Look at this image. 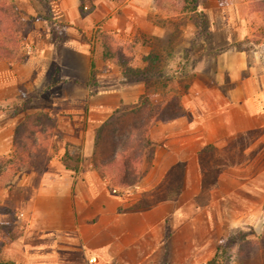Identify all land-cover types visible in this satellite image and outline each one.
I'll use <instances>...</instances> for the list:
<instances>
[{"label": "crops", "instance_id": "obj_1", "mask_svg": "<svg viewBox=\"0 0 264 264\" xmlns=\"http://www.w3.org/2000/svg\"><path fill=\"white\" fill-rule=\"evenodd\" d=\"M198 1L201 9H213L206 0ZM118 3L94 0L95 13L100 17L99 36L90 43L92 48L82 47L81 40L73 42L80 47V54L88 58L93 57L96 44L104 53L106 33L131 43L132 49L146 43V48L142 46L138 54L142 55L139 66L144 68L147 64L143 58L154 52L151 44L171 40L170 27L175 28L176 24L165 16L171 10L159 0ZM80 5L83 6L82 0H59V8L64 10H78ZM154 9L161 16L157 18L159 21L150 17ZM226 54L236 56L238 62L224 65L218 61L216 81L187 83L188 90L182 97L183 114L168 121L143 114L144 127L139 134H144L151 144L149 147L138 151L134 145H128L110 152L105 147L104 153L99 154L93 144L83 149L84 160L77 172L66 169L59 156L49 162L44 172L36 175L33 191L29 183V207L12 223L18 237L7 242L1 260L13 264H206L210 261L218 248L213 244L214 235L229 234L242 220L260 215L264 207V178L258 169L259 158L245 163L225 157L227 152L233 155L249 152L250 148L237 147L236 141L242 137L264 139L261 77L264 65L255 69L248 64L246 51ZM247 71L251 72L250 78L244 76ZM227 82L228 96L221 92ZM142 83L132 96L125 87L109 93L115 100L111 104L112 113L124 103L135 109L143 98L151 95V89H156ZM170 87L183 88L179 81ZM83 88L86 91V83ZM154 101L162 99L151 98L152 105ZM107 118L109 115L104 120ZM133 118L134 115H127L128 120ZM137 132L130 133L129 140H134ZM150 148L152 160L148 157ZM212 149L224 157L206 166L202 154ZM64 151L65 148L61 153ZM7 216L0 214V222H8Z\"/></svg>", "mask_w": 264, "mask_h": 264}, {"label": "rangeland", "instance_id": "obj_2", "mask_svg": "<svg viewBox=\"0 0 264 264\" xmlns=\"http://www.w3.org/2000/svg\"><path fill=\"white\" fill-rule=\"evenodd\" d=\"M15 1L22 11L24 21L28 23L27 30L20 37L21 46L29 51L30 63L28 61L0 62V165L4 167L10 163L17 164L21 159L19 154L13 157L17 152H15V132L28 115L44 124V118H36L41 113L56 123L55 132L58 136H53L50 143L59 149L57 156L62 157V150L68 147L71 155L75 156L79 153L83 161V149L91 148L93 144L96 145L94 136L106 124V121L113 115L117 116L131 111V104L124 103L121 108L112 113L114 107L111 104H115V100L109 93L125 87L129 89V94L132 96L133 93L138 92L137 88L142 87L143 83L141 80L132 82L131 79L128 80L125 77L126 80H124L121 69L104 59L102 48H98L97 44L93 48L94 55L91 58L82 56L78 51L80 47L73 42L75 39L81 40L82 47L86 45L92 48L93 45L90 43L99 36L97 26L100 17L95 13L94 0H82L83 6L80 5L78 10L70 11L60 9L59 0ZM117 1L119 5L125 3V0ZM137 1L146 3L151 0ZM162 1L176 6L183 3V0ZM195 1L198 4L194 11L182 12L180 16L177 8L176 13L171 12L172 10L167 11L165 16L168 19L166 20L176 24L175 28L170 27L171 40L151 44L154 52L163 55V62L160 65L163 74L169 75L175 69L176 81L181 82L183 87L175 91L173 88L162 89V84L158 82L159 78H155L151 87H156V90L151 89V92L155 91L158 100L162 99L166 104L171 103L170 101L174 98H179L183 112H185V107L182 97L188 90L187 83L194 82V80L205 81V79L207 83L211 80L214 82L218 71V61L224 65L228 62H238L239 58L226 53L231 51L233 55H237L246 51L248 52V64L251 63L255 69L260 64L264 65V42H257L264 31V10L256 1L206 0L204 2L213 7L208 11L201 9L199 1ZM159 15L155 9L150 11V17L156 21H159L157 19L161 17ZM179 17L180 22H178ZM106 35L121 52L129 55L126 58L130 65L133 64L132 67H140L142 55L138 54L142 46H147L146 43L143 45L139 43L140 46L137 49H132L131 43L123 42L112 33L109 35L106 33ZM179 53H181V60L178 59ZM225 54L229 55L228 58ZM109 62L112 65H109ZM244 76L250 78L251 72H244ZM229 77V72H226L227 81ZM261 77L264 80V75ZM162 81L165 80L162 79ZM85 83L86 91L83 88ZM228 88L229 83L227 82L226 87H223L221 91L226 96L230 94ZM175 103L169 106L173 112L177 111ZM108 115L109 118L104 120ZM117 127L118 124L114 122L106 129L112 132ZM28 128L30 127L21 129L22 136L18 139L22 145L27 143L30 132ZM80 133L82 135L79 137ZM236 144L241 149L250 148L249 152H238L234 155L231 154L232 152H227L225 157L230 161L245 163L252 162L258 157L260 167L258 169L264 178V139L242 137L236 141ZM100 145L103 149L108 145V141ZM150 145L148 144V147ZM38 147L42 153H45L43 145L40 144ZM48 151L52 150L49 148ZM221 156L213 152V149L202 154L206 166L210 161L215 162L217 158L224 157ZM148 157L152 160L153 154L150 153ZM219 162L222 163L216 161L218 164ZM27 167L29 166L26 164ZM36 175L39 176L38 172L33 169L21 171L9 169L0 177V209L8 215L6 217L8 222L0 223L13 225L12 223L19 218V215L29 207L31 192L29 183L31 182L33 191ZM240 224L232 228L229 234L214 235V247H218L221 241L226 240V237L230 235L244 233L249 235L251 241L255 243L256 248L252 246L251 252L257 250L259 247L258 242H255L259 241L257 236L264 233V207L260 215L246 218ZM254 233L257 236L254 237ZM236 254L237 249L234 246L229 254L231 264H238ZM252 256L255 254L253 253Z\"/></svg>", "mask_w": 264, "mask_h": 264}, {"label": "trees", "instance_id": "obj_3", "mask_svg": "<svg viewBox=\"0 0 264 264\" xmlns=\"http://www.w3.org/2000/svg\"><path fill=\"white\" fill-rule=\"evenodd\" d=\"M254 1H256L259 7L264 10V0ZM16 3L17 2L15 0H0V62L8 61L11 63H22L29 58V51L26 47L21 46L22 39L20 37L25 33V30H27L28 23L24 21L22 11ZM159 3L163 4L166 8H169V10L175 12L177 8L180 13L189 10L194 11L196 9L195 0H183L182 5L177 6L171 3H163L162 0L161 2L159 0ZM257 42H264V31L261 33V39H259ZM103 45L104 59L118 66L122 71L123 77L127 78L128 80H141L151 86L155 78H159L158 82L162 84V89L172 88L170 87V84L178 82L176 81V73L172 72L169 73V75L166 73L163 74V71L160 68L161 63L163 62V55L156 53V51L143 58L144 62L147 64L144 68L132 67L130 66L129 61L124 56V54L120 53L119 50H116L108 39H104ZM162 79L165 81H162ZM172 80L173 82H171ZM173 90L175 91L176 89L173 88ZM151 91L150 96L142 99L141 105H138V107H135V109L127 113L111 116L110 119L106 121V124L97 131L96 150H100L99 154L104 153V148L102 149L100 144L105 141H108V145L104 146L107 147L109 152L111 150H117L118 148L128 147V145H134L137 147L138 151H141L142 148H147L149 142L147 141L145 143L147 139L145 138L144 134H139V132H141L140 130H142L144 127L142 116L145 113L149 115V117L156 116V118H161L164 121L171 120L175 116L184 113V109L180 104L179 98H174L175 100L173 99L170 101L171 103L168 104H166L164 100L160 102L154 101V105H152L151 98L154 100L156 98L158 99V95L157 93H154L155 91ZM174 102H176L175 107H177V111L175 110L173 112L172 108L170 109L169 106L174 104ZM127 115H134V118L132 120H128ZM36 118H44L45 123L42 124L40 120H35L30 115H28L25 117L21 125L18 126L14 135L15 152H17L15 155H13V157L19 154L21 159L18 160L17 164L10 163L6 164L4 167L3 165H0V177L9 169H15L16 171H21L23 169H33L36 170L40 175L44 172L47 164L58 155L59 149L53 145V143H50L53 140V136H58L55 132V121L50 119L44 113L38 114ZM114 122L118 124V127L110 132V130L106 128L111 127ZM28 126L30 128L27 130H30V132L28 133L27 143L22 145L18 138L22 136L21 129ZM135 132L138 133V136L133 138L134 140H129V134H134ZM40 144L41 146H44L45 153H42L41 149H38ZM49 148L52 151H48ZM150 153H153L151 148L148 155ZM59 161L65 166L66 169L72 172H77L79 165L83 162L79 153H77L75 156L71 155L68 147L65 149ZM26 164L29 167L26 168ZM179 172V174H181L180 176L182 177L184 174V169H180ZM129 173L133 177V173ZM0 213H4L3 210L0 209ZM253 236H257L256 233H254ZM16 237H18V233L14 229L13 225L0 223V264H13L12 262L1 260V253L7 242L15 239ZM257 239L259 241L255 242H258L259 247L257 250L251 252V247H254L255 243L251 241L252 239H250L249 235L244 233L230 235L226 237V240L221 241L214 257L206 264H231V256L229 254H231L234 246H236L237 249L236 255L238 258V264H264V233L258 235ZM253 253L255 256H252ZM257 255L258 257L256 258Z\"/></svg>", "mask_w": 264, "mask_h": 264}]
</instances>
